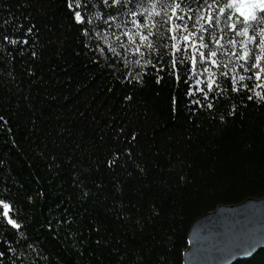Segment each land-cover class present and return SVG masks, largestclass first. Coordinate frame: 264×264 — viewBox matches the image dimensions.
Segmentation results:
<instances>
[{"label": "trees", "instance_id": "trees-1", "mask_svg": "<svg viewBox=\"0 0 264 264\" xmlns=\"http://www.w3.org/2000/svg\"><path fill=\"white\" fill-rule=\"evenodd\" d=\"M139 3L0 0V199L20 224L0 205V264H183L196 220L264 198V74L226 52L224 71L192 63L172 28H212L202 8ZM216 15L224 49L242 53L228 40H247L229 26L243 18Z\"/></svg>", "mask_w": 264, "mask_h": 264}, {"label": "snow or ice", "instance_id": "snow-or-ice-1", "mask_svg": "<svg viewBox=\"0 0 264 264\" xmlns=\"http://www.w3.org/2000/svg\"><path fill=\"white\" fill-rule=\"evenodd\" d=\"M131 0H111V5H115L116 7H121L125 3H130ZM194 3L197 4L196 11H193L190 5H184V0H151V8L154 11L156 6L159 5L161 9L167 7L171 9L172 13L175 14L179 11H183L184 7L188 8V11L196 15V12L203 9V17L202 19L207 20L208 24L212 26V28H206L201 32H197L195 29V23L190 25L183 24V17H177V21L173 24L172 30L175 31L176 36L172 37V39H181L183 42L187 43L189 47L194 49L195 59L192 60L193 64H197L200 59H203L205 64L209 61L216 65L220 71H224L232 64V61L229 59L227 63L224 60L220 59L221 55H224L226 52L228 56H234L237 60H243L248 63V70L253 71L254 75L257 79L261 78V74H264V0H226V2L222 3L221 0H203L201 4V0H193ZM110 0H104V4L108 6ZM72 3L69 4V7H73ZM138 8H143V0L141 3L137 5ZM238 14L243 18L242 26H238L234 21L229 25L234 32L239 31V35L241 37H247V40H235L229 38V45H237L238 48H243V52H233L231 48L224 49V45L221 43L223 39L222 35L218 36L213 29L217 24V13L225 19H231L232 15ZM130 11V15L133 17V24L138 27L142 24L143 15L136 11ZM149 11L148 8H144V13ZM261 14L259 17L257 14ZM97 15H100L97 13ZM75 18L77 21H82L83 17L80 11H75ZM110 19H115V17H110ZM258 20L259 27V39L255 35H249V28L252 27L249 22H256ZM126 26V25H125ZM181 28H184V32L181 33ZM31 31V29H29ZM255 31V28H253ZM195 37V42L192 40V37ZM141 39H145L146 37L142 33L140 36ZM248 41L255 42V48L259 49L257 53L255 49H250L248 45ZM198 42V43H197ZM11 43H16V41H11ZM135 43V41H134ZM216 45V47H213ZM149 49L154 47L153 44H147ZM175 47V45H172ZM202 49V50H201ZM115 52V48L112 49ZM182 54L178 58V60H173L172 63L175 65L176 63L184 64L186 61L183 58V44H181V48L178 49ZM35 54V53H34ZM189 57L193 56L192 52L187 53ZM139 63V61H137ZM149 63H151L149 61ZM205 64H200L199 67L204 68ZM213 73H209L208 82L206 87L208 90L214 91V84L216 87H219V84L213 79ZM224 75L227 76L228 73L224 72ZM241 81L245 79L243 75L239 77ZM233 82H235L233 78ZM247 87V85H245ZM202 94L205 98H208L209 91L202 90ZM257 97H260L261 100H264V96H261V93H256ZM252 99V97H249ZM193 103H199L198 101H193ZM209 108H212L213 105L209 103L207 105ZM0 119H3L0 117ZM113 163V162H110ZM0 205L3 206V216L7 217V223L12 225L14 228L19 229L20 224L13 218L9 216V210L11 209V205L6 203L4 199H0ZM4 253L0 252V256H3Z\"/></svg>", "mask_w": 264, "mask_h": 264}, {"label": "water", "instance_id": "water-1", "mask_svg": "<svg viewBox=\"0 0 264 264\" xmlns=\"http://www.w3.org/2000/svg\"><path fill=\"white\" fill-rule=\"evenodd\" d=\"M262 251L264 198H249L237 205H219L196 220L189 230L183 264H238Z\"/></svg>", "mask_w": 264, "mask_h": 264}]
</instances>
